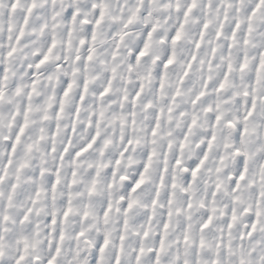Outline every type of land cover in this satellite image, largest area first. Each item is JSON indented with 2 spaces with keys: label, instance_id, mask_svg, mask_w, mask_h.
<instances>
[{
  "label": "clouds",
  "instance_id": "clouds-1",
  "mask_svg": "<svg viewBox=\"0 0 264 264\" xmlns=\"http://www.w3.org/2000/svg\"><path fill=\"white\" fill-rule=\"evenodd\" d=\"M0 264H264V0H0Z\"/></svg>",
  "mask_w": 264,
  "mask_h": 264
},
{
  "label": "snow or ice",
  "instance_id": "snow-or-ice-1",
  "mask_svg": "<svg viewBox=\"0 0 264 264\" xmlns=\"http://www.w3.org/2000/svg\"><path fill=\"white\" fill-rule=\"evenodd\" d=\"M141 55H143V53H141Z\"/></svg>",
  "mask_w": 264,
  "mask_h": 264
}]
</instances>
